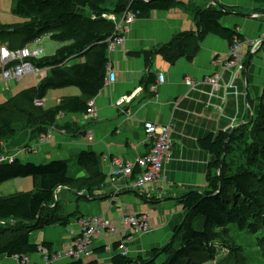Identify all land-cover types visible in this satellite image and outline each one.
Returning a JSON list of instances; mask_svg holds the SVG:
<instances>
[{
    "label": "crops",
    "instance_id": "obj_1",
    "mask_svg": "<svg viewBox=\"0 0 264 264\" xmlns=\"http://www.w3.org/2000/svg\"><path fill=\"white\" fill-rule=\"evenodd\" d=\"M178 1L185 5L136 18L125 33L124 44L109 50V70L116 76L111 81L109 72L105 87L89 100L88 104L91 101L95 103V113H59L56 123L46 131L52 137L44 144L38 142L42 133L38 134L32 128L19 129L15 137L2 142L0 155L6 156V161L19 158L44 164L66 160L73 162L74 170L69 174L74 178L88 177L85 170L77 167L76 158L83 151H91L99 156L101 169L107 176L104 185L93 190V196L85 193L87 191L81 186L60 187L56 192L59 206L55 208V204L52 205L53 211L70 221L68 225L55 223L32 232V243L40 246L46 242L52 245V252L59 251L71 245L80 234L81 217L104 216L124 228L121 223L124 214H147L153 219L149 231L127 241L126 230H120L116 235L102 232L95 241L93 254L85 261L112 264V257L121 253L115 245L123 239L128 253L121 254L133 259L146 256L152 249L166 244L183 221L182 196L192 190L203 192L207 187L208 165L214 160V155L201 146V139L210 133L232 131L257 117L264 93V0ZM191 5L216 6L225 12L222 24L236 29L243 37L240 39L242 69L224 71L218 62L214 63L217 58L226 60L232 47L227 40L215 34L207 35L200 42L195 56L181 58L174 64L160 52L178 33L197 29ZM103 18L112 21L117 28L123 16L108 12L103 14ZM42 40L40 38L27 45H40ZM255 41H259L258 46H255ZM58 42L61 45L55 46L52 52H45L44 46L35 47L42 49V56L53 55L65 44ZM1 46L9 47L7 42L0 41ZM75 62L71 60L70 64ZM48 71L44 68L38 73H29L17 79L20 82L16 84L4 82L0 73V104L37 85ZM211 73L222 75L218 88L209 84L192 88L187 81H199ZM151 74H154L155 82L149 84ZM160 74L164 75V82L159 81ZM82 95L77 86L50 89L42 100L43 107L53 108L66 97ZM50 98L55 104L46 106ZM145 121L171 126L173 153L161 179L140 193L133 186L134 177L112 175L116 168L112 160L118 157L133 161L148 152ZM34 184L33 177L15 178L0 184V195L31 191ZM12 224L14 229L22 225L13 220ZM3 227L8 228L9 225L7 221L0 220V230L5 229ZM29 256L32 264H44L41 253ZM0 264L22 262L16 256L0 255ZM57 264H70V261Z\"/></svg>",
    "mask_w": 264,
    "mask_h": 264
},
{
    "label": "trees",
    "instance_id": "obj_2",
    "mask_svg": "<svg viewBox=\"0 0 264 264\" xmlns=\"http://www.w3.org/2000/svg\"><path fill=\"white\" fill-rule=\"evenodd\" d=\"M177 5L185 3L178 0H17L13 12L24 20L0 23V41L16 49L49 35L65 44L53 55L31 59L37 68L49 69L47 75L37 85L0 104V146L15 137L19 129L32 128L38 134L45 133L56 123L59 113L88 110L89 100L105 87L110 65L108 40L116 32V25L103 18L104 13L121 17L134 12L138 18ZM190 8L197 29L178 33L160 49L171 64L195 56L200 42L209 34L230 44L236 38H243L236 29L222 24L225 12L216 6L191 5ZM71 60L76 62L70 64ZM154 82L155 76L151 74L149 84ZM68 86H77L83 95L66 97L53 108L36 104L46 98L50 89ZM200 144L214 155L208 165L207 187L203 192L192 190L182 196L180 202L185 216L172 238L137 259L116 254L112 264H205L215 258L216 239L226 237L224 233L229 232V224L251 232L259 231L264 225V93L259 113L251 122L232 131L210 133ZM76 163L88 173L87 178L71 177L70 163L66 160L38 164L13 158L0 162V184L20 177H33L35 182L31 191L0 195V220L9 225L0 230V255H30L40 248L52 252L51 244L44 242L39 246L31 242L30 235L51 224L68 225V217H59L53 211L52 205L59 206L58 189L81 186L93 196V190L104 185L107 178L94 152L83 151ZM12 220L22 225L14 229ZM115 246L118 248L120 243ZM161 256L165 259L159 263ZM70 264L99 262L75 260Z\"/></svg>",
    "mask_w": 264,
    "mask_h": 264
},
{
    "label": "built area",
    "instance_id": "obj_3",
    "mask_svg": "<svg viewBox=\"0 0 264 264\" xmlns=\"http://www.w3.org/2000/svg\"><path fill=\"white\" fill-rule=\"evenodd\" d=\"M137 16L134 12H128L123 16L118 23L116 32L109 40V50L113 51L118 46L125 42V33L129 26L134 23ZM240 39L236 38L232 44L231 52L226 60L217 58L214 63L222 66L224 71L233 70L234 68H243V54L241 53ZM37 42V41H36ZM259 41H255V46H258ZM42 57V49L26 45L22 48L11 49L7 46L0 47V64L1 78L4 82L13 79H21L29 73H38L42 69L37 68L31 61L33 58ZM110 69V67H109ZM110 80H115V73L111 70ZM222 80L220 73H211L206 75L199 81L189 79L188 83L192 88H196L199 84H209L214 88H218ZM159 81L164 82V75L159 76ZM39 106L43 105V101H36ZM96 111L94 101L89 103L88 113L93 114ZM144 133L146 141L149 143V150L146 154L137 157L133 161H125L121 158H113L112 163L116 168L112 170V175L132 176L136 173L133 181V186L140 193L156 184L162 177L166 163L171 159L173 153V140L170 125H164L152 121H145ZM52 137L49 132L42 133L38 142L41 144L47 143ZM8 158L0 155V162L6 161ZM122 226L118 227L114 221L103 216L81 217L79 221L80 234L75 238L73 243L64 247L59 251L49 252L45 248H40L44 264H57L64 260H86L94 252V244L102 232L109 235H116L120 230H126V241L131 240L133 236L145 233L151 229L153 219L147 214H124L122 217ZM125 226L129 227L125 229ZM119 249L121 253H128V248L125 245V240H121ZM22 264H32L30 256L27 254L16 256Z\"/></svg>",
    "mask_w": 264,
    "mask_h": 264
},
{
    "label": "rangeland",
    "instance_id": "obj_4",
    "mask_svg": "<svg viewBox=\"0 0 264 264\" xmlns=\"http://www.w3.org/2000/svg\"><path fill=\"white\" fill-rule=\"evenodd\" d=\"M16 2L17 0H0L2 23L13 24L23 22L24 19L13 12ZM42 38L43 40L42 42L40 41V45L32 44L31 46H44L45 52H52L55 46L61 45V43L58 41L56 42V40H53L48 35H45ZM18 82L20 81L17 79L11 80L12 84ZM52 99L53 98H50V100H48L46 106L55 104V101ZM73 170V162H71L70 171ZM228 226L229 232L224 233L226 237H219L216 239L215 258L205 264H264V225L256 232L241 230L233 223ZM164 259L165 257L161 256L158 259V262L161 263Z\"/></svg>",
    "mask_w": 264,
    "mask_h": 264
},
{
    "label": "water",
    "instance_id": "obj_5",
    "mask_svg": "<svg viewBox=\"0 0 264 264\" xmlns=\"http://www.w3.org/2000/svg\"><path fill=\"white\" fill-rule=\"evenodd\" d=\"M215 2H216V1H215ZM216 4H217V5H219L220 7H222V5H221V4H219V3H217V2H216ZM223 9H225V7H223Z\"/></svg>",
    "mask_w": 264,
    "mask_h": 264
},
{
    "label": "bare ground",
    "instance_id": "obj_6",
    "mask_svg": "<svg viewBox=\"0 0 264 264\" xmlns=\"http://www.w3.org/2000/svg\"><path fill=\"white\" fill-rule=\"evenodd\" d=\"M160 75H161V74H160ZM160 75H159V76H160ZM99 216H100V215H99ZM90 217H94V216H90ZM103 217H104V216H103ZM105 218H106V217H105Z\"/></svg>",
    "mask_w": 264,
    "mask_h": 264
}]
</instances>
